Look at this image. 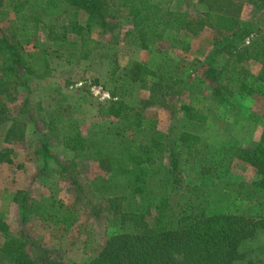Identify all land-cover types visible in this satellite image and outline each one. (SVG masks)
<instances>
[{
  "label": "rangeland",
  "instance_id": "rangeland-1",
  "mask_svg": "<svg viewBox=\"0 0 264 264\" xmlns=\"http://www.w3.org/2000/svg\"><path fill=\"white\" fill-rule=\"evenodd\" d=\"M228 2L241 6L233 44L243 49L257 39L264 40V0ZM181 3L182 6L185 3L190 12L206 11L204 6L193 5L190 0H181ZM112 23L113 31L93 33L96 46L90 60L77 66L52 62L51 76L45 81H31L27 90L21 89L18 100L6 105L3 116L6 121L0 124V151H11L13 161L11 165L0 164V217L6 220L11 231H24L31 242L52 251L63 264H88L112 235L139 233V228L120 225V215L142 213L148 202L161 196L169 198V213L178 216L185 211L195 219L226 213L250 218L264 216V196L250 185L254 169L235 159L237 149L252 148L259 141L264 129V98L235 94L237 82L230 85L220 76L218 83L228 87L234 95L228 97L225 105L208 99L205 123L184 120L177 111L193 98H207L211 94L215 84L212 79H205L204 73L209 64L215 70L221 69L224 58L215 56L209 63L207 56L215 40L225 38L208 30L196 36L188 34L184 38L189 46L186 51L176 45L171 34L153 43L148 50H141L127 42L126 10ZM130 61L186 83L180 93L167 94L169 90L158 85L157 79L149 78L136 84L129 95V103L136 105L145 118L157 121V130L169 138L164 142L170 140L174 144L182 132L195 134L201 140L192 158L180 155L175 191H172L174 178L168 172L166 158L158 157L153 169L141 171L143 190L147 194L138 197L134 196V189L123 186L118 175H106L99 169L97 160L68 152L44 129L45 113L61 109L76 120L86 138L106 136L124 143L129 139L148 143V137L125 131L122 124L107 116L110 103L115 101L111 92L116 80H122ZM242 66L248 73L247 80H252L260 71L257 63L246 62ZM115 68L118 70L114 75ZM220 92L225 96L224 87ZM27 99L28 110L34 113L38 110L36 122L27 121L26 115L17 117ZM16 117L20 127L10 134L11 118ZM43 141L49 156L44 155ZM103 182L111 188L101 198L93 190ZM18 192L31 205L45 207L53 213L57 209H70L77 217L75 225L64 232L50 225V221L43 222L24 213L12 201ZM110 198L125 201L110 204ZM3 242L4 237L0 236V247ZM252 245L264 250V231Z\"/></svg>",
  "mask_w": 264,
  "mask_h": 264
},
{
  "label": "trees",
  "instance_id": "trees-1",
  "mask_svg": "<svg viewBox=\"0 0 264 264\" xmlns=\"http://www.w3.org/2000/svg\"><path fill=\"white\" fill-rule=\"evenodd\" d=\"M190 1L204 6L206 11L190 12L181 0H0V124L6 121L3 119L6 105L18 100L21 89L27 90L31 81H45L51 76L52 62L77 66L90 60L96 46L93 33L113 31L112 20L119 18L122 10H126L129 19L127 42L141 50H148L153 43L171 34L176 45L186 51L189 46L184 38L188 34L196 36L208 30L225 38L224 41L216 39L207 56L209 63L215 56L224 58L221 69L215 70L209 64L204 73V78L212 79L215 84L211 94L181 105L177 111L182 119L203 124L208 119L205 106L208 99L227 104L228 97L234 94L218 83L220 76L230 85L237 82L235 94L264 98V40L257 39L243 49L233 44L239 27L240 4L228 0ZM246 62L260 66L252 80L245 78L248 73L242 65ZM117 70H113L114 75ZM121 77L111 92L115 101L110 103L107 116L122 124L125 131L148 137V143L133 139L124 143L106 136L86 138L76 120L61 109L45 113L44 129L68 152L97 160L99 169L106 175H118L123 186L134 189V196L138 197L147 194L143 190L141 171L153 169L158 157L166 158L168 172L174 178L172 191H175L180 155L192 158L201 140L195 134L182 132L174 144L170 140L164 142L169 138L157 130V121L145 118L136 105L129 103V95L136 84L149 78L157 79L158 85L169 90L167 94L180 93L186 83L161 76L134 61H130ZM222 87L225 96L220 92ZM28 104L29 99L18 110L17 117L26 115L27 121L36 122L38 110L36 113L28 110ZM36 106L41 111L40 104ZM17 117L11 118L10 134L20 127ZM42 144L44 155L49 156L46 142ZM11 153L0 151V164L11 165ZM235 159L254 169L250 185L264 196V129L254 147L236 150ZM110 188L103 182L93 191L103 198ZM190 192L194 194L195 190ZM12 201L24 213L43 222L50 221V225L64 232L77 221L70 209L50 212L45 207L31 205L21 192ZM124 201V198H110L108 202L122 204ZM120 221V225L139 228L140 232L112 235L88 264H264L263 247L252 245L264 231V216L250 218L226 213L195 219L187 211L178 216L169 213V198L161 196L148 202L142 213L121 214ZM0 236L4 237L0 264H63L52 251L31 242L24 231H11L3 217H0Z\"/></svg>",
  "mask_w": 264,
  "mask_h": 264
}]
</instances>
